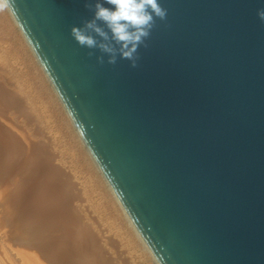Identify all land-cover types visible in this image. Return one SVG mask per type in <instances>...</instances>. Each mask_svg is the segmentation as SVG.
Returning a JSON list of instances; mask_svg holds the SVG:
<instances>
[{
	"label": "water",
	"instance_id": "water-1",
	"mask_svg": "<svg viewBox=\"0 0 264 264\" xmlns=\"http://www.w3.org/2000/svg\"><path fill=\"white\" fill-rule=\"evenodd\" d=\"M96 2L12 15L129 220L159 264H264V0H158L135 68L70 35Z\"/></svg>",
	"mask_w": 264,
	"mask_h": 264
},
{
	"label": "bare ground",
	"instance_id": "bare-ground-1",
	"mask_svg": "<svg viewBox=\"0 0 264 264\" xmlns=\"http://www.w3.org/2000/svg\"><path fill=\"white\" fill-rule=\"evenodd\" d=\"M0 264H159L7 12L0 13Z\"/></svg>",
	"mask_w": 264,
	"mask_h": 264
},
{
	"label": "clouds",
	"instance_id": "clouds-1",
	"mask_svg": "<svg viewBox=\"0 0 264 264\" xmlns=\"http://www.w3.org/2000/svg\"><path fill=\"white\" fill-rule=\"evenodd\" d=\"M112 8L100 2L86 4L94 8L93 18L85 20L82 27L73 26L70 35L82 48L97 49L102 55L96 57L100 64L115 65L118 58L127 60L130 67H137L139 49L147 47L157 20L167 18V9L158 0H104ZM16 0H0V13L14 14ZM258 18L264 22V10L257 11ZM103 25V27H101ZM89 55H92L89 52Z\"/></svg>",
	"mask_w": 264,
	"mask_h": 264
},
{
	"label": "rangeland",
	"instance_id": "rangeland-1",
	"mask_svg": "<svg viewBox=\"0 0 264 264\" xmlns=\"http://www.w3.org/2000/svg\"><path fill=\"white\" fill-rule=\"evenodd\" d=\"M10 161H12V160H10ZM44 253H46V252H44Z\"/></svg>",
	"mask_w": 264,
	"mask_h": 264
}]
</instances>
